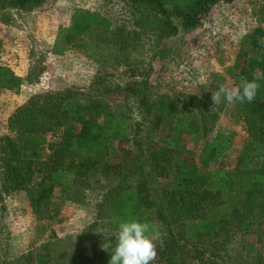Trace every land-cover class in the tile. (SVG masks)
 I'll return each mask as SVG.
<instances>
[{
	"label": "trees",
	"instance_id": "16d2710c",
	"mask_svg": "<svg viewBox=\"0 0 264 264\" xmlns=\"http://www.w3.org/2000/svg\"><path fill=\"white\" fill-rule=\"evenodd\" d=\"M44 1L0 0V11L27 14ZM124 1L138 14L133 31L113 26L99 12L76 8L51 51L57 56L75 51L99 66L123 67L133 81L106 85L110 75L97 73L85 90L37 92L16 108L7 121L10 135L0 137V202L24 193L34 219L50 222L63 203H78L83 191L101 188L96 216L106 223L109 237L121 220L160 226L162 246L157 242L151 264H264V249H256L259 242L264 246V45L259 43L264 27L241 39L227 71L230 78L238 77L236 84L241 77L251 80L256 70L261 79L251 103H232L246 139L235 168L225 171L213 166L233 143L232 133L216 130L226 100L213 106L212 93L151 96L148 72L138 73L130 58L144 34L151 33L157 37L154 56L166 58L169 49L160 42L177 34L174 20L191 31L214 5L235 0ZM2 47L0 39V58ZM258 52L260 60L252 57ZM43 70L36 65L21 78L0 63V91L32 86ZM138 74L142 79L136 81ZM119 93L135 99V120L128 105L119 109L107 102V96ZM191 139L202 143L199 151L190 147ZM231 196H237L234 206ZM103 241L87 230L66 263L49 245L44 252L0 263L108 264Z\"/></svg>",
	"mask_w": 264,
	"mask_h": 264
},
{
	"label": "rangeland",
	"instance_id": "374dc122",
	"mask_svg": "<svg viewBox=\"0 0 264 264\" xmlns=\"http://www.w3.org/2000/svg\"><path fill=\"white\" fill-rule=\"evenodd\" d=\"M263 2H219L202 19L200 26L191 31H184L179 20H174L177 34L160 42L162 47L169 49V55L164 59L154 56L158 50L156 35L144 34L132 51L130 60L138 73L148 72L150 95L201 96L202 93H212L221 84H236L238 77L230 78L227 71L234 64L241 39L234 40L232 37L239 32L247 35L258 26L264 27ZM76 8L99 12L110 19L113 26L123 27L127 31L135 29L138 18V14L132 13L124 0H45L27 14L0 11V39L2 37L4 46L0 63L23 77L36 65L44 67L43 72L48 74L46 90L32 85L22 87L17 93L0 91V137L10 135L7 127L9 117L35 92L58 91L67 87L85 90L97 73L110 75L105 80L106 85H123L133 81L124 74L123 67L116 70L99 66L75 51L62 56L52 54L59 29L68 26L70 15ZM252 57L260 60V53ZM39 77H42V73ZM136 77H140L136 81L142 79L141 75ZM119 94L121 96L116 94L113 98L107 96V102L119 109L128 105L131 111L133 109L130 117L135 120V99L126 97V93ZM216 130L232 133L234 137L231 149L213 167L232 171L246 139L243 122L235 114L233 104L228 103L226 111L220 115ZM201 144L199 140L191 139L189 142L196 151L200 150ZM160 182L167 183L166 180ZM94 189L83 191L78 203H63L57 217L50 222L34 219L24 193L4 196L0 202V261L10 262L28 253L44 252V246L49 245L66 263L74 242L85 231L91 230L102 236L103 233L110 234L106 223L96 216V207L102 200L103 191L101 188ZM237 201V196H231L232 206ZM93 223H96L95 227ZM262 243L257 245V251L260 247L264 249ZM255 250L251 252L255 253Z\"/></svg>",
	"mask_w": 264,
	"mask_h": 264
},
{
	"label": "clouds",
	"instance_id": "9594fccd",
	"mask_svg": "<svg viewBox=\"0 0 264 264\" xmlns=\"http://www.w3.org/2000/svg\"><path fill=\"white\" fill-rule=\"evenodd\" d=\"M244 35L246 33L239 32L232 38L240 40ZM259 43L264 45V39H260ZM260 79L261 74L256 70L251 80L241 77L239 84L219 85L211 94L213 106L219 105L222 97L229 104L236 101L251 103L256 98L260 87L257 81ZM103 234L104 241L101 248L110 252L111 258L108 264H151L157 257V242L162 246L160 226L137 218L118 222L117 229L111 234V237L115 238L114 242L111 237Z\"/></svg>",
	"mask_w": 264,
	"mask_h": 264
},
{
	"label": "built area",
	"instance_id": "2783aa9c",
	"mask_svg": "<svg viewBox=\"0 0 264 264\" xmlns=\"http://www.w3.org/2000/svg\"><path fill=\"white\" fill-rule=\"evenodd\" d=\"M47 73L43 74L42 77H40L39 83H38V87H42L41 89L46 90L48 88V86L45 84V82L48 80L47 78Z\"/></svg>",
	"mask_w": 264,
	"mask_h": 264
},
{
	"label": "crops",
	"instance_id": "0c3cea01",
	"mask_svg": "<svg viewBox=\"0 0 264 264\" xmlns=\"http://www.w3.org/2000/svg\"><path fill=\"white\" fill-rule=\"evenodd\" d=\"M1 39H2V37H1ZM3 47H4V46H3ZM43 74H46V73H45V72H42V75H43ZM24 75H25V74H24ZM17 76H19V77L21 76V78H24L26 75L23 77V75H18V74H17ZM38 79L40 80V77H39ZM33 86H35L36 88H39V87H38V82L35 83ZM33 86H27V87H33ZM22 87H24V86H22ZM35 93H37V92H35Z\"/></svg>",
	"mask_w": 264,
	"mask_h": 264
}]
</instances>
